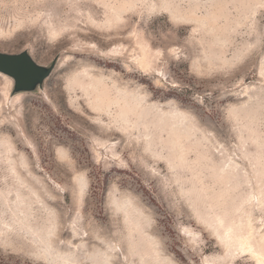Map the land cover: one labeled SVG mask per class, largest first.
Instances as JSON below:
<instances>
[{"label":"rangeland","instance_id":"rangeland-1","mask_svg":"<svg viewBox=\"0 0 264 264\" xmlns=\"http://www.w3.org/2000/svg\"><path fill=\"white\" fill-rule=\"evenodd\" d=\"M0 264H264V0H0Z\"/></svg>","mask_w":264,"mask_h":264},{"label":"water","instance_id":"water-1","mask_svg":"<svg viewBox=\"0 0 264 264\" xmlns=\"http://www.w3.org/2000/svg\"><path fill=\"white\" fill-rule=\"evenodd\" d=\"M56 59L49 66L38 64L27 50L18 53L0 51V72L13 80V92L33 91L52 72Z\"/></svg>","mask_w":264,"mask_h":264}]
</instances>
